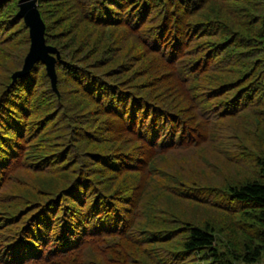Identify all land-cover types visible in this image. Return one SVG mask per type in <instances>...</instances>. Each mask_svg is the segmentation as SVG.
Instances as JSON below:
<instances>
[{"label": "trees", "instance_id": "trees-1", "mask_svg": "<svg viewBox=\"0 0 264 264\" xmlns=\"http://www.w3.org/2000/svg\"><path fill=\"white\" fill-rule=\"evenodd\" d=\"M0 0V264L264 259V0Z\"/></svg>", "mask_w": 264, "mask_h": 264}, {"label": "water", "instance_id": "water-1", "mask_svg": "<svg viewBox=\"0 0 264 264\" xmlns=\"http://www.w3.org/2000/svg\"><path fill=\"white\" fill-rule=\"evenodd\" d=\"M19 17L23 18L30 30L31 45L23 67L13 74V81L31 72L38 62L46 65L54 90L59 94L57 61L60 58L58 49L47 43L46 23L42 18L37 0H22L19 3Z\"/></svg>", "mask_w": 264, "mask_h": 264}, {"label": "rangeland", "instance_id": "rangeland-1", "mask_svg": "<svg viewBox=\"0 0 264 264\" xmlns=\"http://www.w3.org/2000/svg\"><path fill=\"white\" fill-rule=\"evenodd\" d=\"M257 264H264V259L260 262H258Z\"/></svg>", "mask_w": 264, "mask_h": 264}]
</instances>
